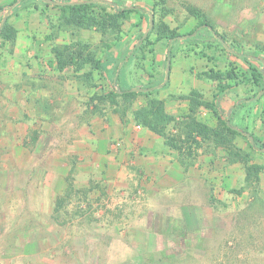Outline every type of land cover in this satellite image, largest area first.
Listing matches in <instances>:
<instances>
[{
    "label": "rangeland",
    "instance_id": "374dc122",
    "mask_svg": "<svg viewBox=\"0 0 264 264\" xmlns=\"http://www.w3.org/2000/svg\"><path fill=\"white\" fill-rule=\"evenodd\" d=\"M108 1L142 11L104 32L68 23L69 11L43 0H0V24L7 14L17 31L14 41L0 38V264H264V152L225 125L264 142V82L255 83L241 55L264 71V0ZM189 5L204 10L234 52L206 28L157 40L164 25L192 32ZM59 51L92 56L100 68L60 69ZM232 71L236 78L222 84L233 87L218 91L210 74ZM117 81L140 90L113 96ZM194 91L211 108L192 113ZM154 98L166 108L188 104L167 109L175 146L166 148L193 166L191 201L148 199L146 185L179 178L142 177L136 147L123 168L109 159L107 125L125 123L135 138L147 128L135 112ZM191 117L219 135L187 139ZM237 153L262 166L258 182L246 181ZM176 183L183 188V176Z\"/></svg>",
    "mask_w": 264,
    "mask_h": 264
},
{
    "label": "trees",
    "instance_id": "16d2710c",
    "mask_svg": "<svg viewBox=\"0 0 264 264\" xmlns=\"http://www.w3.org/2000/svg\"><path fill=\"white\" fill-rule=\"evenodd\" d=\"M64 1H82L83 3H77L73 5H56L54 7L60 8L63 11H69L67 16V22L80 27V28H90L96 26L100 28L102 31H107L108 29L120 30L122 26V21L128 17L129 13L132 12H141L142 9L139 6L131 5L122 8L112 7L113 2L108 0H97V1H90V0H64ZM50 5V3H47ZM96 8V9H95ZM189 13L197 20V26L190 32V36L194 35L196 31L206 28L213 32L215 37L227 47L230 52H234L235 48L232 46H227L228 38L225 34H221L215 28L212 20L208 17V15L204 12L203 9L197 7L195 5L188 6ZM178 36L180 34L176 30L170 29L169 26L164 25L160 30L157 40H173V42L178 40ZM17 37V31L15 28L10 25L9 23H5L0 30V38L6 41H14ZM145 37L143 35L141 38ZM150 41V35L146 36L144 42ZM171 44V42H170ZM168 44V48L169 45ZM240 54V53H239ZM244 59L248 62L251 69L253 70V77L255 83L257 85H262L264 82V71L259 69L257 66H254L251 61L248 59L246 55L241 54ZM70 58L67 59L65 52L59 51L58 54V64L60 69H64L69 65H77V64H84L86 63H95V67L97 69L100 68V60H96L92 56H84L80 52L77 55H69ZM83 59V60H82ZM85 63V64H86ZM211 79L219 81L218 83V91L226 92L228 89H231L233 85H223L222 80L230 79L233 80L236 78L235 72H228L227 75L225 74H210ZM118 79V78H117ZM117 87L113 90V96L124 95V96H134L138 94L135 90L132 89H124L123 87L119 86V82L117 81ZM198 93L192 92V95L189 97L191 104H190V111L193 113L195 109L200 106H206L211 108L212 104L207 101L199 100L197 98ZM214 99H218V93L214 95ZM136 118L139 119L142 124L147 127L148 129L152 130L153 132L161 135L164 139L166 144H170L175 146L171 140V138L167 134V126L174 121V116L171 115L166 108L165 100L162 99H152L149 102V105L146 107H142L135 112ZM231 119H228L230 121ZM226 129L227 131L232 134H242L241 130L236 129L230 122L226 121ZM195 134L203 135L204 137H211L212 135H219L218 130L210 127L207 124H203L199 122L196 118L191 117L189 124L187 125V131L185 135L187 139H191L194 137ZM253 135V134H252ZM255 144L253 145L250 142L252 147H264V142H261L255 135ZM237 155L246 165V181L248 183L258 182L260 180V174L262 171V166L251 163L248 156H243L239 153Z\"/></svg>",
    "mask_w": 264,
    "mask_h": 264
},
{
    "label": "crops",
    "instance_id": "0c3cea01",
    "mask_svg": "<svg viewBox=\"0 0 264 264\" xmlns=\"http://www.w3.org/2000/svg\"><path fill=\"white\" fill-rule=\"evenodd\" d=\"M174 101V109L172 112L178 113L181 111H186L188 104H182L181 106ZM180 107V108H179ZM169 104L167 102V109ZM109 128L108 137L109 147H110V160L112 162H118L120 167H124L122 164L126 159V155L133 151V148H137V162L141 168L140 175L146 178H154L152 184H158V178H179L183 176L184 186L183 188H177L176 182L179 179L169 180L167 185H160L159 188H150V185H146V190L148 192V199H157V196L168 197L173 202L181 201L188 196L191 201L192 181L189 179L193 175V166H187L183 164L181 160V155L176 151L167 150L165 139L153 132L150 129L144 128L139 132H136L137 136L135 138L130 137L132 128L127 126L125 123L111 122L107 125ZM186 161V159H185ZM188 182V183H187ZM145 185L144 182H142ZM163 207V206H158ZM166 207V206H165ZM172 207V206H168ZM174 207H182V205H174Z\"/></svg>",
    "mask_w": 264,
    "mask_h": 264
},
{
    "label": "water",
    "instance_id": "95a60500",
    "mask_svg": "<svg viewBox=\"0 0 264 264\" xmlns=\"http://www.w3.org/2000/svg\"><path fill=\"white\" fill-rule=\"evenodd\" d=\"M43 1H45L47 3H51V4L60 5V6L83 3L82 1H62V0H43ZM90 1H96V0H90ZM16 3H14L12 6H15ZM7 16H8L7 14L4 16V18L0 24V30H1L2 26L4 25V23L6 22ZM150 22H151V26H152L153 25V14H151ZM189 36H190V34H184V35L178 36L177 38L178 39H186ZM170 70H171V65L169 64V66L167 68V73H166L167 79L170 77ZM132 90L139 91L140 88H133ZM235 128L238 129L237 127H235ZM241 132H243L249 138V140L251 141V143L253 145L255 144V137L250 132H247V131H241ZM258 150H260L261 152H264V147H258Z\"/></svg>",
    "mask_w": 264,
    "mask_h": 264
}]
</instances>
